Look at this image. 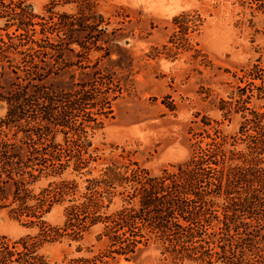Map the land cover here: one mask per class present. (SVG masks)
I'll return each mask as SVG.
<instances>
[{
	"label": "trees",
	"instance_id": "obj_1",
	"mask_svg": "<svg viewBox=\"0 0 264 264\" xmlns=\"http://www.w3.org/2000/svg\"><path fill=\"white\" fill-rule=\"evenodd\" d=\"M59 1L51 0V5ZM22 3L0 0V19H4L0 27V103L5 107L0 116V208L9 207L16 218L26 217L34 223L41 221L56 195L66 192L68 186L63 185L68 182L61 181L57 190L40 196L29 187L42 176L61 175L70 162L76 171L86 166L83 153L91 145L88 129L101 126L112 112L115 95L111 94L119 87L112 76L98 68L84 70L89 66L65 53L74 52L70 26L77 24L83 33L103 21L92 7L79 1L78 16L49 11L47 21ZM37 17L41 20L35 21ZM36 25L40 37H36ZM58 26L65 29L66 41H50L46 35ZM76 42L80 49L74 54L79 59H88L90 49H102L97 41ZM76 69L80 70L78 80ZM244 77L234 98L242 104L243 121L240 136L231 143L234 147L243 143V148L225 149V142L213 140L175 171L153 177L138 167L121 171L112 162L99 177L86 179V191L78 203L68 207L66 222L71 229L79 220L88 219L89 225L102 223V235L110 248L63 264H107L103 258H114L112 253L129 260L142 242L137 236L144 238L142 243L146 236L158 240L180 262L264 264V70L255 66ZM253 96L263 101L262 111L247 106ZM57 132L63 144L55 140ZM124 184L128 189L123 190L122 200L130 204L137 198L138 210L102 211L111 204L112 189ZM51 231L42 225L43 236ZM34 244L25 239L0 243V264H50L35 253Z\"/></svg>",
	"mask_w": 264,
	"mask_h": 264
},
{
	"label": "rangeland",
	"instance_id": "obj_2",
	"mask_svg": "<svg viewBox=\"0 0 264 264\" xmlns=\"http://www.w3.org/2000/svg\"><path fill=\"white\" fill-rule=\"evenodd\" d=\"M79 1L92 7L103 21L83 33H79L77 24L70 26V48L74 52L65 53L89 66L84 70L98 68L103 75L113 77L119 90L111 94L115 95L112 112L103 118L101 126L88 129L91 145L88 153H83L86 166L76 171L70 162L61 175L42 176L29 187L40 196L57 190L56 184L61 181L68 182L63 185L68 186L66 192L56 195L40 218L42 224L16 218L9 207L0 208V243L12 244L20 239L35 242V253L50 264L93 257L110 248L102 235V223L89 225L88 219L79 220L71 229L66 222L68 207L78 203L86 191V179L99 177L112 162L121 171L138 167L153 177L175 171L178 164L213 140L225 142V149H242L243 143L235 147L231 144L240 136L243 121L242 104L234 101L237 86L244 85L245 72L250 68L264 70V0H60L53 5L51 0H23L22 4L49 21V11L78 16ZM3 21L0 19V27ZM58 27L46 33L50 41H66L65 29ZM36 29V37H40V26ZM91 40L102 49H90L88 59L75 56L80 49L76 41ZM79 71L75 70L76 80ZM262 103L253 96L247 106L262 111ZM4 114L5 107L0 103V116ZM55 140L63 144L60 132ZM125 188L126 184L112 189L111 204L102 211L110 213L122 207L138 210L137 198L130 204L122 200ZM42 225L53 230L51 234L43 236ZM146 238L137 244L139 249L130 254L131 259L112 253L114 258L104 257V261L198 264L180 262L158 240Z\"/></svg>",
	"mask_w": 264,
	"mask_h": 264
}]
</instances>
